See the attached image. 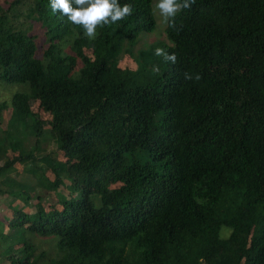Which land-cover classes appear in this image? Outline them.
I'll return each instance as SVG.
<instances>
[{"label":"trees","instance_id":"trees-1","mask_svg":"<svg viewBox=\"0 0 264 264\" xmlns=\"http://www.w3.org/2000/svg\"><path fill=\"white\" fill-rule=\"evenodd\" d=\"M120 3L133 14L95 40L50 0L0 3V85L27 88L10 118L37 134L0 166V264H264V0H196L135 54L153 0ZM43 126L63 161L38 155ZM20 182L68 194L26 214L8 199Z\"/></svg>","mask_w":264,"mask_h":264},{"label":"rangeland","instance_id":"rangeland-1","mask_svg":"<svg viewBox=\"0 0 264 264\" xmlns=\"http://www.w3.org/2000/svg\"><path fill=\"white\" fill-rule=\"evenodd\" d=\"M12 0H0V3L2 5H5V3H10ZM157 0H153V10L154 15L156 19V27L155 30L150 34L141 35L138 40L135 43L134 48V54L137 50H145L148 45L150 44H164L166 42L165 35L163 33L166 24L163 22L162 17L158 14V11L155 8ZM21 22V19H19ZM32 34L39 36L42 38V29L38 24H33L32 28ZM156 48L155 45H151ZM154 50V49H153ZM152 50V51H153ZM151 51V52H152ZM121 66L125 67V65L128 66V63H126L125 59L123 58L121 61ZM138 63H141L140 58H136L134 61L129 63V67L132 69H135L138 65ZM27 92V88L20 87L17 85L13 86H5L0 85V106L2 105V110L0 111V166L3 163V160L7 158L14 157L15 155H18L19 152H30V150L33 149L35 141L37 139V134H35V131L33 129V124L31 122L28 123H13L10 118L11 113V106L10 101L13 94L16 92ZM5 103L7 105H5ZM28 103L34 113H37L40 117V119L47 123L49 120V115L43 112V109L39 107V103L37 101V98H29ZM45 129L43 126V133L40 135V146H42L44 149L42 152H40L38 155H50L52 159L57 161H63L62 154L59 153L55 149V143L53 140H50L47 138L44 133ZM22 168L20 165L17 166V170L20 172V176H15L14 173L11 174V177H13L15 180L26 178V174H24L22 171ZM24 170V168H23ZM22 187L21 189H18V192H25L23 195H13L10 198H8L11 202V206L14 207L15 210H19L26 214H34L37 211V206L42 205H52L54 204L57 208H60V205L58 204V200L61 198L59 196V193L63 195L68 194L67 189H60L58 194H51L50 196L47 195L48 190H44L38 186L33 187L31 184L24 185V182H20ZM24 183V184H23ZM67 184V181H65ZM26 196H29V201H26ZM40 198V202L37 198ZM97 200V199H96ZM39 202V203H38ZM7 200L3 196H0V214H5L7 210L5 209ZM97 205V202H96ZM230 231L226 228H223L221 231L222 237H227ZM43 238L35 237L33 238V243L39 247L44 245ZM203 264V263H202Z\"/></svg>","mask_w":264,"mask_h":264},{"label":"clouds","instance_id":"clouds-1","mask_svg":"<svg viewBox=\"0 0 264 264\" xmlns=\"http://www.w3.org/2000/svg\"><path fill=\"white\" fill-rule=\"evenodd\" d=\"M195 3L196 0H157L155 8L167 27L179 32L182 25L177 26V15L191 9ZM50 7L53 13H59L67 17L73 25L82 27L83 34L88 40L97 38L98 28L125 20L134 11L132 4H121L120 0H50ZM154 55L171 64L177 62L176 54L169 53L163 48H156ZM154 71L158 72L159 68L154 66ZM183 76L186 81L201 79L199 73L185 72Z\"/></svg>","mask_w":264,"mask_h":264}]
</instances>
